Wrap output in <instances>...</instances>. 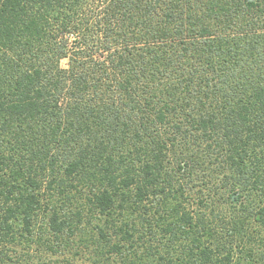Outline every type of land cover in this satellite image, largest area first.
<instances>
[{"label": "trees", "instance_id": "16d2710c", "mask_svg": "<svg viewBox=\"0 0 264 264\" xmlns=\"http://www.w3.org/2000/svg\"><path fill=\"white\" fill-rule=\"evenodd\" d=\"M0 264H264V0H0Z\"/></svg>", "mask_w": 264, "mask_h": 264}, {"label": "rangeland", "instance_id": "374dc122", "mask_svg": "<svg viewBox=\"0 0 264 264\" xmlns=\"http://www.w3.org/2000/svg\"><path fill=\"white\" fill-rule=\"evenodd\" d=\"M193 178H194V177H193ZM196 182H199V180L196 179V180H195V183H196ZM192 183H193V182H192ZM197 185H198V183H197ZM195 188H197V186H195L194 189H195ZM221 194H222L224 197L226 196V195L224 194V192H221V191H220L219 194H218V197H219V195H221ZM223 196H222V197H223ZM193 197L195 198V195H194ZM193 197H192V198H193ZM223 199H224V198H223ZM194 201H196V200H194ZM218 201H219L218 203L216 202V203H217V207H216V208H218L219 210H224L225 213H229V211H230V212L233 213L234 215H235L236 213L240 212V210L237 211V209L233 208V206H231L229 203H227V202H226V203H223L221 199H219ZM195 203H196V202H195ZM195 203L192 204L193 209H195V206H196ZM219 203H220V204H219ZM237 208H238V207H237ZM251 226L254 227L255 225L252 224ZM261 235H263V234H261ZM236 241H238V239H236Z\"/></svg>", "mask_w": 264, "mask_h": 264}]
</instances>
